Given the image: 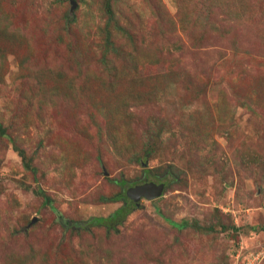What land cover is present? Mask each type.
I'll return each mask as SVG.
<instances>
[{"label":"rangeland","instance_id":"obj_1","mask_svg":"<svg viewBox=\"0 0 264 264\" xmlns=\"http://www.w3.org/2000/svg\"><path fill=\"white\" fill-rule=\"evenodd\" d=\"M0 264H264V0H0Z\"/></svg>","mask_w":264,"mask_h":264},{"label":"water","instance_id":"obj_2","mask_svg":"<svg viewBox=\"0 0 264 264\" xmlns=\"http://www.w3.org/2000/svg\"><path fill=\"white\" fill-rule=\"evenodd\" d=\"M164 190V185L162 183L156 185L152 182L136 185L128 190L127 194L130 195L134 202H139L141 197L148 200L159 197Z\"/></svg>","mask_w":264,"mask_h":264},{"label":"trees","instance_id":"obj_3","mask_svg":"<svg viewBox=\"0 0 264 264\" xmlns=\"http://www.w3.org/2000/svg\"><path fill=\"white\" fill-rule=\"evenodd\" d=\"M113 200H120V198L116 197V199H113ZM119 214L120 213L117 210L109 217V219L117 220V218L119 217ZM105 221H106V219H103V218H91L88 222L83 223L82 226H80V227L86 229V228H89L90 226L100 225V224L104 223Z\"/></svg>","mask_w":264,"mask_h":264},{"label":"flooded vegetation","instance_id":"obj_4","mask_svg":"<svg viewBox=\"0 0 264 264\" xmlns=\"http://www.w3.org/2000/svg\"><path fill=\"white\" fill-rule=\"evenodd\" d=\"M146 183H149V182H147V181L142 182V184H146Z\"/></svg>","mask_w":264,"mask_h":264}]
</instances>
